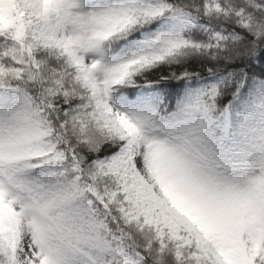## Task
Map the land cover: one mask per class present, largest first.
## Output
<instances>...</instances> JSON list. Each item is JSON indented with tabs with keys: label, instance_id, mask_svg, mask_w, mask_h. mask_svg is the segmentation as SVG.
<instances>
[{
	"label": "snow or ice",
	"instance_id": "snow-or-ice-1",
	"mask_svg": "<svg viewBox=\"0 0 264 264\" xmlns=\"http://www.w3.org/2000/svg\"><path fill=\"white\" fill-rule=\"evenodd\" d=\"M0 264H264V0H0Z\"/></svg>",
	"mask_w": 264,
	"mask_h": 264
}]
</instances>
